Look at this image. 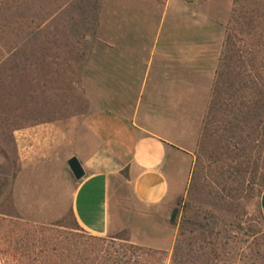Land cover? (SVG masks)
<instances>
[{
    "label": "crops",
    "instance_id": "1",
    "mask_svg": "<svg viewBox=\"0 0 264 264\" xmlns=\"http://www.w3.org/2000/svg\"><path fill=\"white\" fill-rule=\"evenodd\" d=\"M138 3L145 12L185 4ZM129 9L118 7V38L100 39L108 48L95 51L86 67L84 81L93 96L90 112L78 120L35 124L14 133L20 171L12 195L26 221L50 224L64 216L59 208L69 205L84 231L107 237L125 230L129 221L131 207L122 209L121 185H129L136 203L149 208L177 201L188 189L217 65L212 72L205 70L183 46L178 53L165 49L153 76L140 70L138 49L145 44L126 31L131 23L123 13ZM73 157L86 173L79 182L68 167ZM167 237L172 247L175 237ZM130 239L168 250L152 240L135 243L133 233Z\"/></svg>",
    "mask_w": 264,
    "mask_h": 264
},
{
    "label": "rangeland",
    "instance_id": "2",
    "mask_svg": "<svg viewBox=\"0 0 264 264\" xmlns=\"http://www.w3.org/2000/svg\"><path fill=\"white\" fill-rule=\"evenodd\" d=\"M183 1L185 4L181 9L170 7L166 11L145 12L138 0H0V28L12 26L15 20L27 26L25 30L40 24L36 39H23V50L26 45L51 46L68 42L75 47L81 46L80 52L88 55L80 61L65 53L50 57L43 65L37 66L36 71L20 76L18 93L10 89L0 92V206L12 194L20 171L15 131L45 122L78 120L90 112L93 96L88 93L84 73L94 52L108 48L100 39L113 41L118 38V7H130L124 11L123 17L133 25L129 24L131 29L126 28V31L130 30L129 37L143 40L145 44L138 49L140 70H148L153 76L160 70L159 58L163 51L169 48L178 53L183 46H186L187 55L201 63L205 70H215L232 0ZM99 5L97 36L82 40L85 32L90 33L97 27L95 16ZM48 28L51 33L66 28L70 37L58 41L47 38L42 33ZM8 40L7 36L0 39V50L5 47V52L8 51ZM111 49L118 51V47ZM42 56L44 54H39ZM150 57L154 58L151 62ZM193 171L197 173V188L190 190L188 186L183 197L157 207L137 204L130 186L121 185L122 209L126 211L131 207L125 230L129 235L133 233L135 243L152 240L155 246L168 248L162 251L171 256L173 246L167 236H174L176 240L182 230L187 233L195 231L198 227L191 222L215 224L220 233L214 239L218 253L215 264H264V218L260 199L256 191L253 192L257 187L249 184L252 178L248 170L243 167L240 172L231 171L222 176L207 157L200 156L195 160ZM14 175L16 178L13 179ZM70 186L69 182L68 192ZM175 209L178 215L172 224ZM59 210H65V214L57 221L68 217L71 211L69 205Z\"/></svg>",
    "mask_w": 264,
    "mask_h": 264
},
{
    "label": "trees",
    "instance_id": "3",
    "mask_svg": "<svg viewBox=\"0 0 264 264\" xmlns=\"http://www.w3.org/2000/svg\"><path fill=\"white\" fill-rule=\"evenodd\" d=\"M96 8L97 27L91 34L85 32L82 40L97 36L101 6ZM39 26L25 30L27 26L15 20L12 26L0 28V39L9 38L8 51L0 50V92L18 93L20 76L36 71L50 57L65 53L80 61L88 56L80 52L81 46L68 42L26 45L23 50V39H36ZM42 34L55 41L70 37L66 28L54 33L48 28ZM41 53L44 56L39 57ZM200 156L207 157L222 176L245 167L252 178L249 184L257 187L253 192L260 199L264 218V0H232L195 154L198 160ZM196 188L193 171L189 189ZM191 224L198 228L189 233L182 230L169 256L132 243L127 230L107 237L90 235L72 210L68 217L46 225L26 221L9 194L0 206V264H168L169 258L170 264H215L214 239L220 236L216 225Z\"/></svg>",
    "mask_w": 264,
    "mask_h": 264
},
{
    "label": "water",
    "instance_id": "4",
    "mask_svg": "<svg viewBox=\"0 0 264 264\" xmlns=\"http://www.w3.org/2000/svg\"><path fill=\"white\" fill-rule=\"evenodd\" d=\"M68 167H69L70 172L72 173V176L77 182L81 181L85 177L86 173L80 161L76 157H73L68 161ZM177 215H178V210L175 209L171 216L172 224H174Z\"/></svg>",
    "mask_w": 264,
    "mask_h": 264
}]
</instances>
